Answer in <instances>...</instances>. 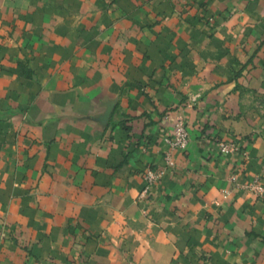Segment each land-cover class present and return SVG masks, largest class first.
<instances>
[{
	"label": "crops",
	"instance_id": "0c3cea01",
	"mask_svg": "<svg viewBox=\"0 0 264 264\" xmlns=\"http://www.w3.org/2000/svg\"><path fill=\"white\" fill-rule=\"evenodd\" d=\"M263 170L264 0H0V264H264Z\"/></svg>",
	"mask_w": 264,
	"mask_h": 264
},
{
	"label": "built area",
	"instance_id": "2783aa9c",
	"mask_svg": "<svg viewBox=\"0 0 264 264\" xmlns=\"http://www.w3.org/2000/svg\"><path fill=\"white\" fill-rule=\"evenodd\" d=\"M165 121L169 125V130L164 137V141L167 144V148L164 151V168L154 169L147 167L143 173L144 187L141 191V195H145L152 184L158 180L164 173L166 168H171L174 165L173 151L174 150H185L189 141V133L186 127L185 119L182 115L167 114ZM219 150L222 153H234L239 152L240 147L234 141H220ZM229 181L235 183V187L245 190L256 197L264 195V170L263 172L255 177L249 183H237L234 177H230ZM229 193L228 189L223 190V195L226 196Z\"/></svg>",
	"mask_w": 264,
	"mask_h": 264
}]
</instances>
